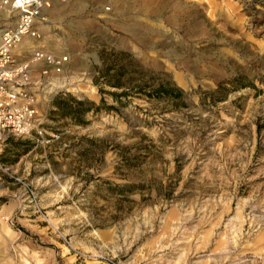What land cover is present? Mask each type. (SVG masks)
Masks as SVG:
<instances>
[{"label":"rangeland","instance_id":"rangeland-1","mask_svg":"<svg viewBox=\"0 0 264 264\" xmlns=\"http://www.w3.org/2000/svg\"><path fill=\"white\" fill-rule=\"evenodd\" d=\"M47 1L25 46L67 60L0 145V264H264V0Z\"/></svg>","mask_w":264,"mask_h":264},{"label":"built area","instance_id":"built-area-1","mask_svg":"<svg viewBox=\"0 0 264 264\" xmlns=\"http://www.w3.org/2000/svg\"><path fill=\"white\" fill-rule=\"evenodd\" d=\"M3 1L9 4L14 22L3 26L0 34V145L12 135L42 133L36 88L67 60L65 54L34 43L23 44L25 40L40 37L36 19L41 8L49 5L47 0Z\"/></svg>","mask_w":264,"mask_h":264},{"label":"bare ground","instance_id":"bare-ground-1","mask_svg":"<svg viewBox=\"0 0 264 264\" xmlns=\"http://www.w3.org/2000/svg\"><path fill=\"white\" fill-rule=\"evenodd\" d=\"M7 1H9V0H7ZM149 1H151V0H149ZM1 2H4V1H1ZM150 3V2H149ZM7 4V3H6ZM176 7H178L177 5H176ZM148 8V7H147ZM176 16V15H175ZM2 28H0V34L2 33ZM28 41L27 40H25L24 42H23V44H25V43H27ZM176 263V262H175Z\"/></svg>","mask_w":264,"mask_h":264},{"label":"trees","instance_id":"trees-1","mask_svg":"<svg viewBox=\"0 0 264 264\" xmlns=\"http://www.w3.org/2000/svg\"><path fill=\"white\" fill-rule=\"evenodd\" d=\"M57 104H59V101L57 102ZM65 111H66V112H69V111H70V109H65Z\"/></svg>","mask_w":264,"mask_h":264}]
</instances>
